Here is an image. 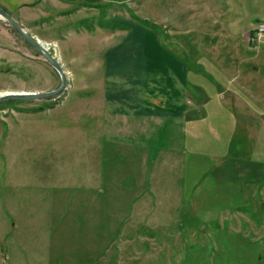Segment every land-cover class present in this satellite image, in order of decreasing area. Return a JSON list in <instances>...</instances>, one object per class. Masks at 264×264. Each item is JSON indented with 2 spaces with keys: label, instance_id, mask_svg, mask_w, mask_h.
<instances>
[{
  "label": "rangeland",
  "instance_id": "obj_1",
  "mask_svg": "<svg viewBox=\"0 0 264 264\" xmlns=\"http://www.w3.org/2000/svg\"><path fill=\"white\" fill-rule=\"evenodd\" d=\"M0 7L68 79L59 96L0 104V264H264V38L254 41L264 0L183 7L0 0ZM176 12L202 25L184 20L182 29L193 31L181 29L179 45L170 44L187 66L185 118L128 122L100 113L80 123L89 111L79 105L72 114L68 98L92 78L97 99L85 102L101 106L105 54L120 42L109 34L120 17L157 31L148 25L161 27ZM233 14L255 15L246 43L219 34L227 30L217 21ZM60 85L58 72L0 16V95Z\"/></svg>",
  "mask_w": 264,
  "mask_h": 264
},
{
  "label": "crops",
  "instance_id": "obj_2",
  "mask_svg": "<svg viewBox=\"0 0 264 264\" xmlns=\"http://www.w3.org/2000/svg\"><path fill=\"white\" fill-rule=\"evenodd\" d=\"M185 3L186 0H176V4L182 7ZM260 15L263 16V23L264 10ZM169 16L162 19L160 32L146 29L126 18L120 17L119 21L112 18L121 27L110 31L109 35L120 42L109 47L105 54L101 106L85 102L97 99L88 91L96 83L92 78L84 83L79 93L68 98L66 107H70L72 114L80 109L79 105L86 106L89 111L84 113L80 123L87 122L88 118L100 119V113L128 122L153 117L178 122L185 118L186 108L190 103L187 66L184 59L172 53L170 44L179 45L177 38L183 33L182 30L187 34L193 31V28L190 31L188 28L182 29L184 20H192L198 30H201L202 25L200 18L192 14L186 19L184 12ZM253 16L255 15H248L245 19L236 14L227 19L225 15L220 17L222 21H217L216 24H221L220 30L227 32L219 34L228 37L240 36L246 43L254 24ZM166 38H174L176 41L165 42ZM92 107L95 110L91 112L89 109ZM103 125L104 123H100V126Z\"/></svg>",
  "mask_w": 264,
  "mask_h": 264
},
{
  "label": "water",
  "instance_id": "obj_3",
  "mask_svg": "<svg viewBox=\"0 0 264 264\" xmlns=\"http://www.w3.org/2000/svg\"><path fill=\"white\" fill-rule=\"evenodd\" d=\"M0 16L17 31L30 45H32L58 72L61 85L56 90L45 93H7L0 95V104L5 101H35L41 99H48L59 96L67 89L68 79L66 72L63 70L62 65L48 49L42 44L41 41L31 35L24 27H22L14 18H12L3 8L0 7Z\"/></svg>",
  "mask_w": 264,
  "mask_h": 264
},
{
  "label": "built area",
  "instance_id": "obj_4",
  "mask_svg": "<svg viewBox=\"0 0 264 264\" xmlns=\"http://www.w3.org/2000/svg\"><path fill=\"white\" fill-rule=\"evenodd\" d=\"M260 38H264V23H259L254 41L261 40Z\"/></svg>",
  "mask_w": 264,
  "mask_h": 264
},
{
  "label": "trees",
  "instance_id": "obj_5",
  "mask_svg": "<svg viewBox=\"0 0 264 264\" xmlns=\"http://www.w3.org/2000/svg\"><path fill=\"white\" fill-rule=\"evenodd\" d=\"M136 19V18H135ZM137 21H139V19H136ZM144 25H148L146 22H142ZM149 26V28L151 27L152 29H155V30H159V32H160V27H157V26H155V25H153V26H150V25H148Z\"/></svg>",
  "mask_w": 264,
  "mask_h": 264
}]
</instances>
